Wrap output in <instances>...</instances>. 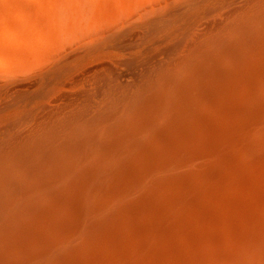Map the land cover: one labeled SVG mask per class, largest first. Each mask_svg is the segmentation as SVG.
Wrapping results in <instances>:
<instances>
[{"label":"bare ground","instance_id":"6f19581e","mask_svg":"<svg viewBox=\"0 0 264 264\" xmlns=\"http://www.w3.org/2000/svg\"><path fill=\"white\" fill-rule=\"evenodd\" d=\"M0 264H264V0H0Z\"/></svg>","mask_w":264,"mask_h":264}]
</instances>
